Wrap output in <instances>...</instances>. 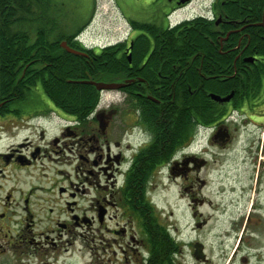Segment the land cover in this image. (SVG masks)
I'll return each mask as SVG.
<instances>
[{"label": "flooded vegetation", "instance_id": "1", "mask_svg": "<svg viewBox=\"0 0 264 264\" xmlns=\"http://www.w3.org/2000/svg\"><path fill=\"white\" fill-rule=\"evenodd\" d=\"M137 1L113 0L128 25L122 41L82 40L92 0L68 40L79 54L60 46L86 64L79 81L120 66V79L101 81L122 88L96 90L98 102L117 98L76 118L42 90L48 65L28 61L21 72L38 84L0 103V264H77L81 247L86 264H264V10L211 0L171 23L194 0H139L135 18ZM196 18L203 43H162ZM163 176L181 184L180 212L155 202Z\"/></svg>", "mask_w": 264, "mask_h": 264}, {"label": "trees", "instance_id": "2", "mask_svg": "<svg viewBox=\"0 0 264 264\" xmlns=\"http://www.w3.org/2000/svg\"><path fill=\"white\" fill-rule=\"evenodd\" d=\"M233 1H229L231 7L226 8V11L255 12L257 15V12L264 10V0ZM63 3L57 0H0V103L8 101L3 106H13L15 98H27L38 84L37 77L31 72H21L25 67L21 63L28 61L48 65V75L44 76L42 71L39 74L40 85L51 103L64 113L85 118L87 112L97 104L98 92L93 86L70 82L79 81L80 69H87V66L78 60L79 57L66 53L60 47V43L65 40L67 45L72 46L68 42L72 32H63L64 26L59 22L61 13L66 14ZM205 27V22L200 18L187 21L178 26L174 33L163 31L162 43H203L202 32ZM182 54H186L185 50ZM178 58L181 56L178 55ZM117 59L114 57V60ZM41 65L31 64L26 70L38 69ZM113 69L119 70V73H106L93 81L120 79L121 67ZM15 92L17 97L12 95Z\"/></svg>", "mask_w": 264, "mask_h": 264}, {"label": "rangeland", "instance_id": "3", "mask_svg": "<svg viewBox=\"0 0 264 264\" xmlns=\"http://www.w3.org/2000/svg\"><path fill=\"white\" fill-rule=\"evenodd\" d=\"M57 1L60 3L64 2L63 8L65 9L66 14L63 15V13H61V19H59L60 25L64 26L62 29L63 32H72V28L75 29L78 27V25L88 18L92 7V0ZM144 1L145 3H148L146 0ZM209 1L211 0H194L189 8L178 11L176 14L172 15L170 18L171 23L190 17L193 13H200L201 9L206 6ZM95 2L96 10L94 11L93 19L83 31L82 40L84 39L86 43L95 45H109L114 44L117 41H122L128 31V25L123 21L120 13L113 6V0H95ZM142 6L143 4L138 0L136 8L129 12L135 18H143ZM118 96V93L106 92L101 98L99 107L106 105L110 98H117ZM47 127L49 129V134H52L59 129L55 124ZM22 137L23 136L20 135L17 139L20 140ZM8 142V139L0 140V149L5 147ZM231 171L235 172L236 170L232 169ZM180 187L181 184L172 183L170 179H167L165 176L152 182L151 188L154 193L155 202L159 207L163 208L167 214H169L170 210L174 212L178 210L180 212L182 209L181 205L186 203V200H180ZM212 187L214 188V186ZM210 192L211 191H207L203 193H206V195L213 198L212 195L208 194ZM185 219V216H182L179 220L180 223L185 224ZM82 248L83 247H81V259H79L77 264H86L89 255V252L86 250L87 248H83V250Z\"/></svg>", "mask_w": 264, "mask_h": 264}, {"label": "water", "instance_id": "4", "mask_svg": "<svg viewBox=\"0 0 264 264\" xmlns=\"http://www.w3.org/2000/svg\"><path fill=\"white\" fill-rule=\"evenodd\" d=\"M261 25L262 27H264V11H263V17H262V21L261 23L259 24ZM60 46L64 49H66L68 52L70 53H74V54H79V52L69 48L66 44V42H61L60 43ZM70 82H73V83H87V84H91L94 86V88L97 90V91H102V90H118L120 88H122V84L121 83H118V82H102V81H93V80H83V81H70Z\"/></svg>", "mask_w": 264, "mask_h": 264}, {"label": "bare ground", "instance_id": "5", "mask_svg": "<svg viewBox=\"0 0 264 264\" xmlns=\"http://www.w3.org/2000/svg\"><path fill=\"white\" fill-rule=\"evenodd\" d=\"M178 14H180V13H178Z\"/></svg>", "mask_w": 264, "mask_h": 264}]
</instances>
